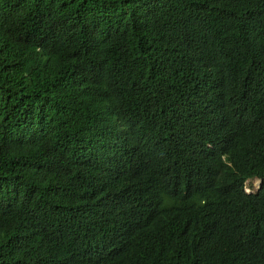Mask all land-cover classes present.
Here are the masks:
<instances>
[{
    "label": "trees",
    "instance_id": "16d2710c",
    "mask_svg": "<svg viewBox=\"0 0 264 264\" xmlns=\"http://www.w3.org/2000/svg\"><path fill=\"white\" fill-rule=\"evenodd\" d=\"M0 264H264V0H0Z\"/></svg>",
    "mask_w": 264,
    "mask_h": 264
},
{
    "label": "clouds",
    "instance_id": "9594fccd",
    "mask_svg": "<svg viewBox=\"0 0 264 264\" xmlns=\"http://www.w3.org/2000/svg\"><path fill=\"white\" fill-rule=\"evenodd\" d=\"M253 181H256L258 183V185L256 187L254 186ZM248 182L249 181H247L246 183H248ZM261 183H262L261 179L255 178L254 180H252L253 188H251L250 186L246 185L245 186V192L246 193H253V192L257 191L260 188Z\"/></svg>",
    "mask_w": 264,
    "mask_h": 264
},
{
    "label": "rangeland",
    "instance_id": "374dc122",
    "mask_svg": "<svg viewBox=\"0 0 264 264\" xmlns=\"http://www.w3.org/2000/svg\"><path fill=\"white\" fill-rule=\"evenodd\" d=\"M253 183H254V186L255 187L258 185V183L256 181H253Z\"/></svg>",
    "mask_w": 264,
    "mask_h": 264
},
{
    "label": "bare ground",
    "instance_id": "6f19581e",
    "mask_svg": "<svg viewBox=\"0 0 264 264\" xmlns=\"http://www.w3.org/2000/svg\"><path fill=\"white\" fill-rule=\"evenodd\" d=\"M160 130H162V129H160ZM165 133V132H164ZM180 155V154H179ZM181 157V156H180ZM180 157H179V159H180ZM203 158V157H202ZM182 159V158H181ZM179 161V160H178ZM177 162V161H176ZM232 168V167H231Z\"/></svg>",
    "mask_w": 264,
    "mask_h": 264
}]
</instances>
